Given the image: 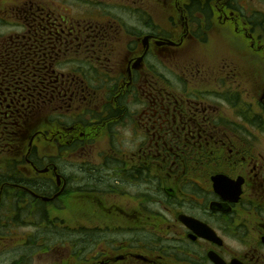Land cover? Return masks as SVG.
<instances>
[{
  "label": "flooded vegetation",
  "instance_id": "af4514ba",
  "mask_svg": "<svg viewBox=\"0 0 264 264\" xmlns=\"http://www.w3.org/2000/svg\"><path fill=\"white\" fill-rule=\"evenodd\" d=\"M253 1L73 0L85 13L77 19L35 0L0 14V65L22 69L20 89L0 80V264H264V69L243 72L240 57L197 67L180 55L215 36L264 63V6ZM102 135L111 159L88 166ZM40 140L52 154L39 155ZM215 175L228 182L214 188ZM124 182L135 189L128 201ZM82 204L87 223L63 228L60 210ZM18 223L56 243L18 254Z\"/></svg>",
  "mask_w": 264,
  "mask_h": 264
},
{
  "label": "rangeland",
  "instance_id": "374dc122",
  "mask_svg": "<svg viewBox=\"0 0 264 264\" xmlns=\"http://www.w3.org/2000/svg\"><path fill=\"white\" fill-rule=\"evenodd\" d=\"M28 1H35V0H0V14H11V12L6 11L9 9H12L14 7H21L23 6L24 2H28ZM47 1H54L55 3H59V4H64L66 7V10H62L60 8H56L58 9V11L60 12V14L63 16L64 14H66L68 17H74V18H81V16H83V14L85 15V13H83L82 7L77 5V4H73L71 1L73 0H47ZM75 1V0H74ZM86 2V0H83ZM102 2H106V3H110L111 4H120L123 5L124 7H131V0H101ZM257 0H254L253 3L255 4ZM262 4L264 6V0H258L257 2V7L259 4ZM82 5V4H80ZM122 7V6H121ZM122 7V8H124ZM5 9V10H3ZM5 12V13H4ZM3 31L2 29L0 30V32ZM3 33V32H1ZM4 35V34H1ZM0 35V36H1ZM221 39L217 38L215 36H211L210 37V41L208 42L207 46H204L203 44L200 46H196L194 47V44L189 43L188 45L186 44L184 47L181 49V59L185 60L187 59L188 61L195 63L197 67H199L200 65H202L203 63L206 64V62H208V60H212L211 58H213L214 60L217 59V62H219L220 58H231V60L236 59L237 57L243 58V60L246 61V63H243V65H241V70L244 72H249V67L252 69H256L257 73H259L260 71H263L264 69V63L258 62L254 65L249 64V62L246 60L249 59L250 55L247 49H240V50H226L225 47L223 45H221ZM116 42H121V41H116ZM117 44V43H116ZM121 48L120 43L117 44L116 46V51L119 52V49ZM165 58H163V55L160 56V60H165L166 58H168L167 54L165 53ZM167 62V61H166ZM235 63H237L235 61ZM190 69L193 71V74L195 75V77H197L198 73L196 70V67H194V65L190 66ZM165 75V77L167 79H171L170 77V71L165 72L163 71L162 75ZM261 81H264V75H261ZM249 90V95L252 97V91L250 90V88H248ZM246 91H244L242 99L243 101L247 102V104H250V106L252 107V109H255L256 106V102H252L250 100V96H249ZM110 97V99L113 98L112 93H92V95H90V104L94 105L97 102H101V101H106L108 98ZM122 98V97H120ZM126 135V134H124ZM121 139H123V136H121ZM122 146H124L125 148H129L130 147V143L127 140H122ZM37 147H38V151H39V155H50L52 154L53 151V147L49 148L48 145H46L45 143H42L41 140L36 142ZM108 143L106 142V137L105 135H102L99 139H97V141L89 148L90 149V153L85 155V160H83L82 162H84L86 165L91 166L93 164L96 163V165L93 166H105L103 163H98V161H101L100 157H102L103 159H105L106 162H109L111 157L108 158L109 152L108 150ZM101 154V156H99ZM77 156L80 155H75V156H71V162L70 165L73 167H76V164L80 163V160L77 158ZM0 162H5V160H2ZM110 164V163H107ZM82 165V164H81ZM83 167H85V165H82ZM3 167V166H0ZM21 168V165L18 166V169ZM218 168V167H217ZM213 169H216L215 166L213 168H210L209 166L205 169L206 172H208V174L212 173ZM129 185H127L124 182V190L125 192L123 193V196H121V199H124L125 201H128L129 198H127L126 192L127 194L131 195L135 192V189L128 187ZM12 198H14L13 195H11ZM111 198V197H108ZM107 198V199H108ZM62 200L60 203L63 205V197L59 198V201ZM4 207L6 208V204L4 202ZM86 206L84 204L81 205V208L78 210V213L74 210H71L68 206H66L65 208L60 210V216L63 219V228L67 229V227L71 228L74 226H78V224H82L85 225L84 222L87 223L88 219L87 217H81L82 214H86L85 208ZM64 210V211H63ZM2 212V211H1ZM0 212V213H1ZM77 213V217L76 219L72 218L73 217V213ZM68 213H71V216L69 215V217H67ZM53 216V215H52ZM101 216V214H100ZM16 220V219H15ZM19 220V219H18ZM17 220V221H18ZM95 220H97L95 218ZM99 220V218H98ZM96 223V222H95ZM14 229H13V235L12 237L15 239V243H19L22 242L24 244H22L21 246L17 247V253L18 254H22L20 249L24 252H31L32 254H34L36 252V250H38V244L40 243V241L44 242L45 239L48 241L53 242V244L56 243V238L52 237L49 238L45 235H41V232H39L38 234H35L33 231H35V228L30 227V225H28L27 223H18L14 225ZM112 227V225H111ZM63 232V230H62ZM62 232H60V238H58V240L60 241V244H62L63 249L67 250L68 249V244L67 241L65 240L66 235L63 234ZM69 233H71V231H68ZM46 234V232L44 233ZM33 235H37L35 236V240L38 242H32L30 239L33 238ZM70 238L73 240L74 235L70 236ZM40 240V241H39ZM8 247V243L7 241L1 242L0 241V249L2 248H7ZM73 247V246H71ZM67 254V253H66ZM34 262L38 263L37 260H34Z\"/></svg>",
  "mask_w": 264,
  "mask_h": 264
},
{
  "label": "trees",
  "instance_id": "16d2710c",
  "mask_svg": "<svg viewBox=\"0 0 264 264\" xmlns=\"http://www.w3.org/2000/svg\"><path fill=\"white\" fill-rule=\"evenodd\" d=\"M17 57H15L14 59H16ZM17 70H18L17 72L13 71V68L11 66V63L6 64V65H4V64L3 65H0V80L7 79V78H3V77H6L7 76L8 79L13 80L14 83L16 84V86L20 89V85H21V81H22V77H21V71H22V69L20 67H18ZM35 87H37L36 82H32L31 88L35 89ZM39 107L40 108H44V103L39 104ZM44 125L45 124H42L40 126H44ZM38 128H40V127H38ZM0 144H2V142H0ZM14 144L15 143H11V146H13ZM15 148L16 147L13 146L10 149L9 153H12ZM6 169H7L6 172H18V171H16L14 165H7V168Z\"/></svg>",
  "mask_w": 264,
  "mask_h": 264
},
{
  "label": "water",
  "instance_id": "95a60500",
  "mask_svg": "<svg viewBox=\"0 0 264 264\" xmlns=\"http://www.w3.org/2000/svg\"><path fill=\"white\" fill-rule=\"evenodd\" d=\"M211 181L213 183V187L216 189L220 188V184L228 182L227 178H225L223 175H215L211 178Z\"/></svg>",
  "mask_w": 264,
  "mask_h": 264
}]
</instances>
